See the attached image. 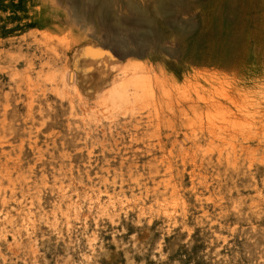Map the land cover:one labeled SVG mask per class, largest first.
I'll return each mask as SVG.
<instances>
[{
    "label": "rangeland",
    "instance_id": "obj_1",
    "mask_svg": "<svg viewBox=\"0 0 264 264\" xmlns=\"http://www.w3.org/2000/svg\"><path fill=\"white\" fill-rule=\"evenodd\" d=\"M0 264H264V0H0Z\"/></svg>",
    "mask_w": 264,
    "mask_h": 264
},
{
    "label": "bare ground",
    "instance_id": "obj_2",
    "mask_svg": "<svg viewBox=\"0 0 264 264\" xmlns=\"http://www.w3.org/2000/svg\"><path fill=\"white\" fill-rule=\"evenodd\" d=\"M135 52V51H134ZM143 53V52H142ZM70 78L69 79H71L72 77L71 76H69ZM122 97V96H121Z\"/></svg>",
    "mask_w": 264,
    "mask_h": 264
}]
</instances>
